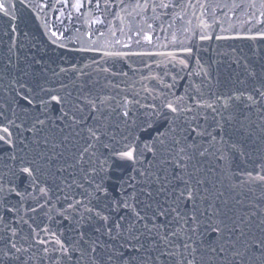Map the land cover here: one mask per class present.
<instances>
[{"label":"snow or ice","instance_id":"obj_1","mask_svg":"<svg viewBox=\"0 0 264 264\" xmlns=\"http://www.w3.org/2000/svg\"><path fill=\"white\" fill-rule=\"evenodd\" d=\"M104 3L107 6L112 0ZM83 4L84 0H75L71 6L79 11ZM13 6L12 0H0V14L9 16ZM96 6L100 7V0ZM117 6H122L121 11L131 7L128 16H142L148 10L154 20L169 16L172 23L167 28L161 25V31L168 33L165 38L170 44L180 47L168 52L106 51L104 56L121 60L157 56L163 58L154 61L157 67L179 66V70L164 71L163 76H141V81H155V86L144 83L135 89L130 84L122 91L131 89V94L120 99L88 92L72 100L70 93L61 94L46 84L33 88L15 78L9 81L11 87L3 88L5 95L0 96V161H12L3 164L7 171H0V264H235L237 257L245 264V256L248 264H264V228L259 236H247L244 231L246 221L258 213L262 215L260 224H264V206L249 201L251 207L243 211L235 207L243 201L236 200L229 207L228 199H221L222 191H212L215 183L208 173L216 168L202 167L208 158L215 157L223 162L217 167L232 188L248 187L254 192L252 185H256L264 198V150L257 157L246 152L242 141L250 129L242 122L236 126L245 110L249 114L255 110L264 121V76L251 84L242 79L226 84L218 76L214 78L210 65L206 67L199 59L198 68L187 71L188 77L199 80L185 81L180 75L190 68L188 57L193 48L178 38L179 29L169 30L195 8L204 10L198 26L210 27L202 18L211 7L209 0H135L132 5L119 0ZM248 6L257 8L256 0H249ZM231 7L239 8L240 4ZM158 9L170 11L157 14ZM175 9L179 11H172ZM258 10L264 17V0H259ZM252 18L264 23L256 13ZM147 29L134 33L139 37L136 44H153L156 28L147 24ZM120 31L125 34L123 28ZM256 36L264 38V30L249 38ZM199 39L211 36L202 31ZM128 40H132L131 35ZM177 51L187 57L177 55ZM100 70L127 76V72H113L108 67ZM248 75L255 78L257 74ZM165 77L171 82L166 83ZM112 87L120 88V84ZM141 92L150 102H141ZM113 113L118 123L110 119ZM49 122L56 132L38 137ZM258 127L264 133V126ZM241 130L245 135L233 139ZM23 132L32 133V142L40 149L31 157L23 149L21 154L11 151ZM6 147L10 154L5 153ZM237 157L239 164L235 163ZM225 220H231L233 226L229 228ZM237 229L239 235L230 239ZM240 237H245L243 251L235 247Z\"/></svg>","mask_w":264,"mask_h":264},{"label":"water","instance_id":"obj_2","mask_svg":"<svg viewBox=\"0 0 264 264\" xmlns=\"http://www.w3.org/2000/svg\"><path fill=\"white\" fill-rule=\"evenodd\" d=\"M75 0H12L13 7L9 8V16L5 17L0 14V73L4 74V78L0 79V96L5 95L3 88H10L9 81L15 78L18 82L26 83L29 87L35 88L39 84H46L49 87L57 88L61 94L70 93V99L75 100L78 96L90 92L92 96L112 95L117 99L121 96L131 94V89L126 93L122 89H126L128 85H133L135 89H140L141 85L147 83L149 87L155 86V81H141V76L150 74H160L163 76L164 71L175 73L179 70V66L173 69L171 65L166 68L164 66L157 67L154 61L163 59L162 57H138L130 56L124 59L108 58L104 56L106 51H122V52H168L176 51L180 45H172L165 37L168 33L161 31V25L167 28L172 23L169 16L162 15L160 19L154 20L153 13L148 10L142 16H128L131 7L125 11H121L122 6H117L119 0H112V3L105 5L104 0H100V7L96 6V0L88 3L84 0L83 7L79 11L71 5ZM125 4L132 5L135 0H124ZM211 7L204 13L203 19L210 26L203 29L200 24L201 12L203 9H189L183 20H177L173 29L177 31L179 39L184 40L187 46L193 48V53L189 59L190 68L181 72L180 75L185 77V81L200 77H188L187 71H193L198 68L196 60L199 59L206 67L210 65L209 71L212 76L225 82L226 84L234 83L237 80H246L251 84L254 79H260L264 76V38L256 36L258 31L264 30V23H257L252 18V14L256 13V17L264 21V17L259 14V0H256L257 8L248 6L249 0H209ZM240 4L239 8H232V4ZM217 4L227 5V7H216ZM170 10H157V14ZM172 11H179L175 9ZM195 12V15H193ZM15 16V19H12ZM102 20L103 23H95L94 21ZM191 24H188V21ZM147 24H152L156 28L154 41L152 45H148L143 41L136 44L135 41L139 37L134 33L143 28L147 31ZM131 25V27H129ZM15 27V31L12 28ZM189 28V32H184L183 28ZM123 28L122 34L120 29ZM202 31H206L211 36L209 40H200L199 35ZM52 32L57 35L53 36ZM91 33V37H89ZM103 33V36L100 35ZM112 33H115L113 36ZM132 36V40H128V36ZM217 36L226 37V39H216ZM115 40H121V45H115ZM55 41V43L53 42ZM112 45L109 47V45ZM123 44H129L130 47L124 48ZM96 48L99 51H88L81 49ZM177 55L187 57L186 53L177 51ZM11 61V63H9ZM95 62V63H94ZM148 64L149 67H144ZM75 65V68H73ZM111 68L113 72L124 71L127 76H112L110 73L101 71L102 68ZM67 69L61 72L60 69ZM249 72H255V78L248 75ZM165 82H171L165 77ZM111 82V83H109ZM184 81H181L183 83ZM60 84L67 85L64 89H59ZM120 84V88L112 87V85ZM241 87L240 85H236ZM83 88V92L81 91ZM182 91V89H180ZM119 94V95H118ZM146 94L141 92L140 99L142 103L150 102V98L145 100ZM115 106V102H111ZM105 115H109V110L105 109ZM247 115V119L243 117ZM110 119L118 123L115 114H111ZM243 123L250 132L242 141L244 150L250 152L254 157L261 154L264 150V143L261 137L264 133L260 132L259 126H264L255 110L249 114L247 110L240 114V120L236 122ZM20 123V120H17ZM59 123V121H57ZM26 126L27 122H26ZM121 127H123L121 125ZM56 129L49 126L46 127L38 137L43 138L46 134L55 133ZM245 135L243 130L232 138L239 140ZM29 157L34 155L40 149L32 142V133L23 132L19 139L15 140L16 151L21 154L20 150ZM5 153L10 154L9 148H5ZM4 163L11 164L10 160L0 161V171H7L3 167ZM43 163V161H40ZM223 162L218 161L215 157H210L202 167L216 168L215 172L208 173L209 179L215 183V189L212 191H222L227 198L229 207L235 205L236 200H241V205H235L236 208L248 211L251 207L249 201L261 203L264 206V198L261 197L262 189L256 185H252L255 191H249L248 187L232 188L231 181L224 175V172L217 165ZM236 164L240 163L239 157ZM235 167V165H234ZM245 167V165H241ZM203 175V173H202ZM210 187V185H206ZM219 207V202H217ZM239 214V213H237ZM232 216V213H228ZM262 215L258 213L257 217L246 221L244 231L247 236H259L260 228H264V224H260ZM235 219V216H232ZM225 223L231 228L233 225L231 220H225ZM67 224V222H65ZM259 225V227H258ZM227 231V229H226ZM240 229L230 236L235 240L239 235ZM212 234L209 233V236ZM245 237H240L235 247L243 251V241ZM27 246V245H25ZM232 257L229 254V260ZM245 264H248L247 256L244 257ZM210 264H221L220 261H213ZM235 264H241V258L235 259Z\"/></svg>","mask_w":264,"mask_h":264}]
</instances>
